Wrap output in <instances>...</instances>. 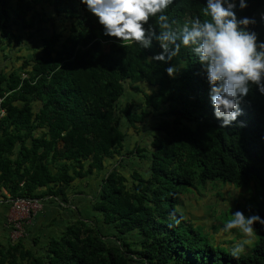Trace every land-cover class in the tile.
Returning <instances> with one entry per match:
<instances>
[{"label":"trees","instance_id":"obj_1","mask_svg":"<svg viewBox=\"0 0 264 264\" xmlns=\"http://www.w3.org/2000/svg\"><path fill=\"white\" fill-rule=\"evenodd\" d=\"M46 1L0 0L2 52L41 40L31 58L20 56L16 68L0 71L6 110L0 118V189L11 200L62 196L67 202L75 181L102 177L90 201L91 218L74 220L40 255L20 240L0 245V264H264V226L254 225L258 242L237 259L207 243L176 209L182 204L178 193L188 187L219 180L241 188L254 180L260 203L248 216L264 219V94L250 85L240 105L244 114L222 128L190 48L182 47L167 63L149 62L162 51L158 43L150 49L121 46L103 34L80 0H48L53 17L70 29L60 25L40 38L53 19L37 9ZM204 2L173 0L165 14L175 28L203 19ZM260 12L264 0H248L247 9H237L238 16L258 20ZM146 27L159 32L157 18ZM255 30L264 40V23ZM172 65L178 70L174 78L165 71ZM127 82L150 87L137 110L134 101L118 107ZM151 115L149 147L125 150L120 117L137 129ZM126 156L147 160V175L134 170L127 180L117 165Z\"/></svg>","mask_w":264,"mask_h":264},{"label":"clouds","instance_id":"obj_2","mask_svg":"<svg viewBox=\"0 0 264 264\" xmlns=\"http://www.w3.org/2000/svg\"><path fill=\"white\" fill-rule=\"evenodd\" d=\"M80 3L97 19L103 34L119 41L121 46L135 43L150 49L154 41L158 43L162 51L148 58L149 62L167 63L182 47L190 48L202 66L214 116L222 121V128L233 125L244 114L240 105L248 96L250 85L264 94V40L255 30L259 23H264V12L259 13V20L256 16H238L237 9H247L248 0H205L203 19L196 17L175 28L176 22L170 23L165 14L173 0H80ZM153 17L157 18L159 32L146 27ZM165 71L170 78L178 72L174 65ZM239 126L245 124L240 122ZM257 223L264 226V219L258 214L246 216L240 210L226 220L222 232L236 230L244 237L230 249L232 257L238 259L245 245L252 242Z\"/></svg>","mask_w":264,"mask_h":264},{"label":"rangeland","instance_id":"obj_3","mask_svg":"<svg viewBox=\"0 0 264 264\" xmlns=\"http://www.w3.org/2000/svg\"><path fill=\"white\" fill-rule=\"evenodd\" d=\"M40 7L43 8L42 12L46 13L48 17L53 18L51 20V25L47 26L44 24L42 32L39 33L40 38H44L48 35V33L55 30L58 31L57 28L60 25H63L66 30L70 29V23L68 24L64 21L62 24L60 18L53 17L55 14L48 2L42 3V5L38 6L37 9L40 10ZM64 35L66 36V34ZM36 43H41V40L38 38ZM1 54L2 53L0 52V57ZM8 65L10 64L8 63ZM149 88L150 87L144 83L130 85V83L127 82L125 84V94L119 100L118 107H124L126 103L134 101V110H137L138 104H140L143 100V92H149ZM120 120L121 128L126 134L124 144L125 150H131L136 145L140 148L147 149V147H149L151 137L154 134L155 121L153 116H149L143 124L137 123V129L131 127V125L127 123L123 117H120ZM145 155L148 157L150 156L149 154ZM125 158L126 159L121 161L120 164L117 163V165L120 171L127 177V180L131 181L130 174L134 170L139 171L143 175H147L149 165L147 160L141 159L138 156H126ZM101 177L102 174L99 179H101ZM91 178L94 180V182L91 183L92 193L94 194L98 186L96 177H88L85 180ZM178 196L182 204L176 208L177 211L185 212L186 217L190 219L191 223H193V227L207 243L211 244L216 249L230 253V249L234 243L243 240L244 237L236 230H232L228 233L222 232L223 225L236 210L243 211L244 214L248 216L249 207L254 208L259 205L260 185L257 181L253 180L245 187L236 188L234 185L226 184L218 180L215 182H207L206 185L197 184L192 188L188 187L181 190L178 193ZM201 197L202 199H200ZM203 204H206L208 207L206 205L203 206ZM12 211L15 215L9 217V220L14 223L15 227L19 231L22 227L21 221L30 220L32 212L29 214H20L14 210ZM190 211L191 213L187 215ZM35 212L37 213L38 210H35ZM85 213L86 216H83L85 219L92 217L89 210H86ZM257 242L258 236L254 233V239L250 244L245 245V250L241 255L247 254Z\"/></svg>","mask_w":264,"mask_h":264},{"label":"crops","instance_id":"obj_4","mask_svg":"<svg viewBox=\"0 0 264 264\" xmlns=\"http://www.w3.org/2000/svg\"><path fill=\"white\" fill-rule=\"evenodd\" d=\"M36 42L29 43L23 46L22 50L14 48L12 51L0 50V71L10 72L17 67L16 61L18 57L31 58L33 54L37 53ZM8 63L10 65H8ZM14 66V67H13ZM37 134L38 131H37ZM38 136V135H35ZM30 145V142H28ZM19 149V145L16 148ZM96 182L99 185L100 176H96ZM93 178L84 181L77 180L76 191H67L69 194L68 201H62V196H45L41 202V210L38 211L30 220L21 221L22 227L18 231L14 223L9 220V217L15 215L10 207V195L4 188L0 189V245L7 246L9 243L22 241L33 254L40 255L44 246L51 238L60 236L67 228V226L74 220L85 218V211L89 210L90 201L97 193H92L91 183ZM64 200V199H63ZM62 201V202H61ZM104 234H108L109 229L103 227Z\"/></svg>","mask_w":264,"mask_h":264},{"label":"built area","instance_id":"obj_5","mask_svg":"<svg viewBox=\"0 0 264 264\" xmlns=\"http://www.w3.org/2000/svg\"><path fill=\"white\" fill-rule=\"evenodd\" d=\"M6 114V110L2 107V99H0V118ZM12 210L20 214H35V210H41V203L39 200L16 199L11 200ZM16 228V227H15ZM17 229V228H16Z\"/></svg>","mask_w":264,"mask_h":264}]
</instances>
